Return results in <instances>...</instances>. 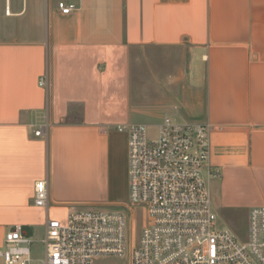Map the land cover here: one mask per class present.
Instances as JSON below:
<instances>
[{
  "label": "crops",
  "instance_id": "crops-1",
  "mask_svg": "<svg viewBox=\"0 0 264 264\" xmlns=\"http://www.w3.org/2000/svg\"><path fill=\"white\" fill-rule=\"evenodd\" d=\"M167 118L212 126L214 209L248 224L264 206V0H0V247L15 225L34 240L69 205L126 200L116 127Z\"/></svg>",
  "mask_w": 264,
  "mask_h": 264
},
{
  "label": "built area",
  "instance_id": "built-area-1",
  "mask_svg": "<svg viewBox=\"0 0 264 264\" xmlns=\"http://www.w3.org/2000/svg\"><path fill=\"white\" fill-rule=\"evenodd\" d=\"M58 8L64 15L79 9L66 2ZM116 130L128 133V198L112 208L72 204L64 220L49 219L43 264H264V206L250 209L244 240L219 227L204 176L210 174V124L167 118L153 138L143 124ZM44 134L45 128L35 131ZM49 189V179L36 182L37 207L49 209ZM137 211L143 219L134 245ZM33 244L15 225L0 247V264H32Z\"/></svg>",
  "mask_w": 264,
  "mask_h": 264
},
{
  "label": "rangeland",
  "instance_id": "rangeland-1",
  "mask_svg": "<svg viewBox=\"0 0 264 264\" xmlns=\"http://www.w3.org/2000/svg\"><path fill=\"white\" fill-rule=\"evenodd\" d=\"M156 134V130H149V137L153 138ZM205 178H207V174L204 173ZM208 179V178H207ZM208 181V180H207ZM65 214L64 210H60L58 212V217H62ZM143 219V215L141 211H137L134 216V224H133V234H132V242L134 245H137L140 239L141 232V222ZM219 227L220 228H228L232 232H234L240 240H244L247 237V218L234 216L229 220L228 218L220 217L219 219ZM32 238L34 239V244L31 248V257L32 264H43L44 256H45V247L41 242L43 239L45 232L37 231L31 233Z\"/></svg>",
  "mask_w": 264,
  "mask_h": 264
}]
</instances>
